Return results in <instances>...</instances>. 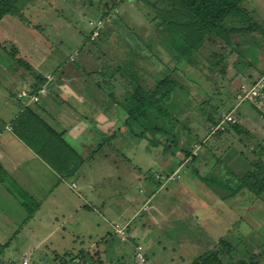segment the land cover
Returning <instances> with one entry per match:
<instances>
[{
  "label": "rangeland",
  "instance_id": "1",
  "mask_svg": "<svg viewBox=\"0 0 264 264\" xmlns=\"http://www.w3.org/2000/svg\"><path fill=\"white\" fill-rule=\"evenodd\" d=\"M162 1L22 0L0 23V95L11 100L27 87L19 69L33 71L19 58L43 64L51 76L74 63L86 82L77 83L79 92L98 93L106 107L113 98L112 114L133 76L147 89L167 75L179 83L166 102L168 118L153 111L130 128L125 111L111 123L101 117L96 149L74 176L45 174L48 185L27 182L34 193L25 196L28 189L0 175V264H192L221 249L223 239L233 246L226 264H264V193L231 195L235 176L264 160V120L236 100L242 85L264 72V0L244 3L260 31L235 34L228 45L209 35L189 60H178L165 42ZM3 105L1 98L7 122ZM228 114L234 120L222 124ZM146 124L161 132L142 137Z\"/></svg>",
  "mask_w": 264,
  "mask_h": 264
},
{
  "label": "trees",
  "instance_id": "2",
  "mask_svg": "<svg viewBox=\"0 0 264 264\" xmlns=\"http://www.w3.org/2000/svg\"><path fill=\"white\" fill-rule=\"evenodd\" d=\"M21 1L0 0V23L7 15L15 13ZM246 1L163 0L162 5H164V8L162 9L166 14L163 16L165 18L162 24L165 30L169 32V35L166 37V44L175 52L178 60H189L198 52L199 48L205 42L206 37L209 35L221 38L224 44L228 45L231 43V37L235 34L260 31L261 26L250 17L249 10L244 6ZM99 21L102 22V20ZM101 34L102 29H100L96 39ZM12 53L13 56L17 54L14 49ZM18 62L21 65H25L28 70L33 69V66L25 62L22 58H19ZM34 75L37 82L34 88L29 91L31 93H37L41 87L40 85L46 79L41 73L34 72ZM257 77L250 83H253ZM132 80V89L128 91L129 93L124 100L118 102L119 107L128 115L125 120V125L133 128L140 120H148L153 111H156L164 118H168L170 114L167 110L166 102L179 86L178 81L171 75H167L165 78L159 80L153 89H147L140 84L136 76H133ZM228 123L230 122H226L225 124ZM232 127L238 132H243L241 124L236 123ZM14 128L17 134L63 177H68L69 175L74 176L79 171L84 161L83 158L64 140L62 134L57 133L49 125L40 121L37 115L30 110L20 113L14 121ZM147 130L154 131V134L161 132L160 128H152L146 124L140 135L142 137H148L146 134ZM221 130H218V132H222ZM178 142L176 140L174 142L175 145L178 146ZM153 143L154 145H158L160 142L157 140ZM186 155L188 156L187 153ZM0 175L1 179L7 176L1 164ZM2 176L4 177L2 178ZM235 178L238 183L231 193L232 196H236L243 190H249L258 196L262 195L264 193V160L259 159L252 163L250 170L242 176H235ZM201 179L209 180V178L204 177H201ZM219 184L224 185L225 183L219 182ZM25 196H28V194ZM30 200L31 203L34 201L33 199ZM28 204V201L24 202L25 206ZM220 243L223 245L221 249H211L204 252L192 264H226V260L223 258L224 256L230 257L232 261L230 252L233 246L225 241V239L220 240ZM97 253L99 254V251ZM230 260L229 263L231 262Z\"/></svg>",
  "mask_w": 264,
  "mask_h": 264
},
{
  "label": "crops",
  "instance_id": "3",
  "mask_svg": "<svg viewBox=\"0 0 264 264\" xmlns=\"http://www.w3.org/2000/svg\"><path fill=\"white\" fill-rule=\"evenodd\" d=\"M74 60L75 59H71V61ZM66 62V64L63 63L59 65L60 67L58 66L59 68L57 67L54 69L56 73H54L53 76L50 74L51 70H40V68H43V64L42 67L38 66V68L37 66L36 68L34 67L36 63L31 64L32 66L34 65L32 72L41 73L46 78L40 85L41 87L39 91L36 93L39 97L38 101L20 96L23 91L32 90L37 82V79H33V73L31 71H25L23 69H19L18 78L17 76L16 78L26 82L27 87H22L20 91L16 92V96L15 98H12V100L11 97H8L7 95H0V99L2 98L4 102L3 108L4 110H7L9 116L7 122H2L0 120V164L5 169L7 175L11 176L13 183L17 182L18 184L23 185L25 190L28 189L27 186L29 183L27 182H31L32 185L36 184L37 186H40L41 182H44L43 176L45 174V176L49 175L51 177L59 176L61 180L68 179V177H63L59 174L56 169H54L39 153L30 147L17 134L14 128V121L20 113L30 110L37 115L40 121L49 125L57 133L62 134L64 140L76 150L80 157L83 158L84 161L82 164H84L85 160L88 158L86 155L90 153L93 155L94 150L96 149L93 148L96 146L95 142L98 139V130H102V128L98 127V123H100L99 119L103 117L105 122L111 123L114 121L115 116L120 117L119 110L122 111L121 114L124 112L117 103L116 112L115 114H112L114 113L113 98H111V105L109 104V107H106L105 105L100 104L101 100L99 101L97 99L98 93L79 92V86H77V83L80 84L81 82H86L83 80L81 81V78L76 71L78 66L70 61ZM48 76L51 78L48 79ZM249 84H246L245 86ZM45 85L49 87V90L47 92H40ZM52 90L55 92H50ZM56 97H60V99L57 100L55 99ZM55 104H58L59 107H61L60 112L64 114H56L57 111L52 108ZM240 105L241 104H239V106ZM92 108H94V111ZM83 112H88L90 116H86ZM123 123V125H125V122ZM87 135L90 138V141L88 142L85 139ZM82 164L79 170L82 168ZM27 166L30 167L32 171L30 174L25 172L24 168ZM44 183L48 185L46 181ZM71 185L73 187L77 186L75 182H72ZM5 191L8 193L10 192L8 188ZM26 193L33 195L34 192L28 189L26 190ZM99 240L100 239H95V242L97 243ZM104 241H108V237H106ZM96 243H91V246L93 247ZM89 247L84 248V250H89ZM82 249L83 248H81L80 251H82Z\"/></svg>",
  "mask_w": 264,
  "mask_h": 264
},
{
  "label": "built area",
  "instance_id": "4",
  "mask_svg": "<svg viewBox=\"0 0 264 264\" xmlns=\"http://www.w3.org/2000/svg\"><path fill=\"white\" fill-rule=\"evenodd\" d=\"M101 21L97 22L96 25L99 27L101 25ZM99 35V31L97 30L95 32V36ZM48 79L51 77L48 76ZM46 87H43L40 92H45ZM21 97H26L30 100L38 101L39 97L36 93H31L29 91H23L20 94ZM236 100L239 104H250L253 105L258 114L262 119H264V72L257 77V79L250 83L249 85L245 86L243 85L240 90L238 91L236 95ZM234 118L231 114H228L224 117L223 123L231 122ZM220 126V125H219ZM221 127V126H220ZM121 232L124 234V231L121 230ZM23 264H30L28 259H25Z\"/></svg>",
  "mask_w": 264,
  "mask_h": 264
}]
</instances>
